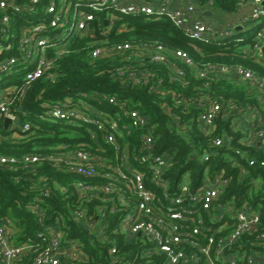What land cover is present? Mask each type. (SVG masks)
I'll list each match as a JSON object with an SVG mask.
<instances>
[{"label":"trees","instance_id":"obj_1","mask_svg":"<svg viewBox=\"0 0 264 264\" xmlns=\"http://www.w3.org/2000/svg\"><path fill=\"white\" fill-rule=\"evenodd\" d=\"M195 1L207 6L210 0ZM211 1L209 8L220 13H234L246 0ZM107 12L120 16L114 10L97 14L91 23V27L96 29L93 36H76L67 51L56 56L53 66L41 78L15 95L13 109L17 124L2 127L3 138L0 141V217L11 220V226L16 231L14 239L22 243L34 238L42 229V224L56 222L62 216L66 236L83 241V249L89 257L88 264H114L110 252L112 246H116V255L123 260H135L138 264H168L166 255L153 251L152 243L145 237L136 235L129 238L116 230L120 214H109L105 218L107 226L100 239L96 234H90L85 224L76 220L74 211L78 207H87L94 212L99 201H80L74 184L85 178L57 168L49 159L54 153L74 152L76 149L90 150L99 155L105 153L114 159V149L105 142L104 132L95 130L97 139H94L90 133L92 126L49 114L53 104L65 100L76 104V99L83 98V93L90 96L87 100L94 106L114 112L116 106L95 98L100 94L113 95L148 116L150 123L144 130H151L155 141L154 152L169 154L172 158L166 178L173 194H178L186 183L193 192L207 179L222 175L227 184L222 187L212 211L219 215V206L223 211L226 206L232 205L234 209L246 207L260 214L258 229L243 234L224 253L235 256L242 264H246L247 257L253 254L264 264V240L259 238L264 232V164L261 163L264 161V149L243 142L245 132L234 126L236 111L217 118L209 132L200 125V117L205 111L202 104L206 99H219L224 108L232 101L239 108L251 107L262 111L260 102L247 84L235 78L217 75L203 78L198 73L208 64L242 65L264 78V36L259 37L261 48L254 47L258 33L264 29V15L248 20L246 27L234 28L228 35L206 41L192 38L168 18H155L153 15L122 14L105 35L101 33V28L106 24ZM23 18L19 16L13 23L12 30L16 35H19ZM13 38L16 40L17 37ZM96 42L107 46L125 42L160 43L171 50L188 52L194 66L172 57L185 71L181 78H174L176 72L170 66L152 62L147 56L93 58L92 49ZM13 54L15 50L6 52L0 59ZM121 67L127 71L120 77L118 71ZM131 71L146 75L148 80L144 81V78L140 84H135L129 79ZM23 75L24 72L13 75L2 73L0 80L6 76L13 81L10 86L22 87ZM153 87H157L158 91ZM180 98L186 101L177 104ZM27 122L31 128L23 131L21 125ZM140 132L143 130L135 131L127 137L128 140L137 145ZM216 138H222L223 143L215 145ZM26 154H40L42 159L27 167L23 163L9 167L1 161L3 156L19 158ZM251 160L254 164H250ZM41 176L45 177V182L40 181ZM45 184L50 189L48 195L43 194ZM37 197H41L38 204L44 214L43 222L32 210ZM205 218L211 229L198 235L202 245H206L210 234L217 237L226 235L235 221L230 213L219 221L210 220L207 214ZM219 228L223 229L217 232ZM185 251L190 258L179 264H209L208 257L198 247L185 245ZM193 254L197 258H191ZM211 255L215 257L214 246Z\"/></svg>","mask_w":264,"mask_h":264},{"label":"built area","instance_id":"obj_2","mask_svg":"<svg viewBox=\"0 0 264 264\" xmlns=\"http://www.w3.org/2000/svg\"><path fill=\"white\" fill-rule=\"evenodd\" d=\"M245 4L251 7L250 14L244 17L245 22L264 15V0H246L241 6ZM211 5L210 0L205 8L206 12ZM106 10H114L120 16L123 14L165 17L194 39L208 41L211 34H216L215 26L205 19V10L198 12L194 0H0V56L15 50V54L0 59V75L24 72L22 87L11 85L6 91L0 92V141L3 138L4 118H12V125L17 122L13 109L15 95L21 94L41 78L53 66L56 56L67 51L71 42H67L63 35L68 37L74 34L75 38L93 36L96 29L91 27V23L97 14ZM107 13L104 23L107 20L108 24L101 28V33L105 35L120 18L112 12ZM19 16H24V22L20 26L19 35H16L12 26ZM230 32L225 29L219 34L228 35ZM262 36L263 31L258 33L254 45L256 49L261 48ZM13 37H17L16 40ZM113 55L126 59L147 56L152 62L170 66L176 72L174 78H181L185 71L172 57L194 66L188 52L181 49L171 50L160 43L125 42L107 46L96 42L92 49L93 58ZM126 71L125 67H121L118 75L124 76ZM198 73L203 78L226 76L247 84L257 96L262 108V111L251 107L239 108L232 101L224 108L221 100L206 99L202 104L205 111L200 117L202 129L209 132L220 113L227 115L236 111L237 114H250L256 136L264 143V78L242 65L229 67L208 64L200 68ZM129 76L135 84H140L144 78V81L148 80L146 75L138 74L137 71L129 72ZM152 89L158 91L157 87ZM82 96L83 98L76 99V104H72L70 100L53 104L49 114L92 126L90 133L94 139H97L95 130L104 132L105 142L114 149V159L105 153L99 155L80 149L50 155L49 159L57 168L75 172L85 178L77 180L74 184L80 201H99L94 212L87 207H78L74 211L76 220L85 224L90 234L99 237L107 226L105 218L109 214H120L116 230L129 238L136 235L145 237L152 243L153 251L166 255L168 264L189 260L185 245L198 247L208 257L209 264H242L235 256L225 255V249L236 243L243 234L256 231L261 222L260 214L249 211L246 207L233 208L234 212L223 210L219 215L212 211L217 205L222 187L227 184L222 175H217L212 180L207 179L196 191L192 192L189 185L185 184L178 194H173L166 178L172 158L169 154L154 152L155 141L151 130H144L150 123L148 116L113 95L100 94L95 98L99 102L106 101L116 106L117 110L114 112L99 109L91 104L87 100L90 97L87 93ZM184 101L185 98H180L176 102L182 104ZM21 128L27 131L31 125L27 122L21 125ZM140 129L143 132H140L137 138L138 144H132L127 137ZM222 143V138H216L214 141L215 145ZM102 151L106 152L103 149ZM41 159L40 154H26L19 158L1 157V161L9 167L18 163L27 167L40 162ZM261 163L264 164V161ZM250 164H254V160H251ZM45 180V177L41 176L40 181ZM46 185L42 187L44 195L50 192ZM40 199L41 197L36 198L32 210L39 215L40 222H43L44 214L38 204ZM227 213L235 219L230 231L218 237L216 234H210L206 245H202L198 235L211 229L205 214L210 220L219 221ZM65 227L63 217L60 216L56 222L42 224V229L34 238L18 243L14 239L16 231L11 226V220L8 217H0V264H88L89 257L83 249V241L67 237ZM259 238L264 240V232L260 233ZM213 246L214 258L211 255ZM110 252L114 264H138L135 260L120 259L116 255V246H112ZM191 258L197 257L193 254ZM246 264H261V260L251 254L247 257Z\"/></svg>","mask_w":264,"mask_h":264},{"label":"crops","instance_id":"obj_3","mask_svg":"<svg viewBox=\"0 0 264 264\" xmlns=\"http://www.w3.org/2000/svg\"><path fill=\"white\" fill-rule=\"evenodd\" d=\"M182 3H183V1H182ZM195 5L197 7V11L198 12H199V10H204L206 8V6H201L196 1H195ZM207 11L210 12V13L208 14V13H206V10L204 11L205 12V19L208 20L209 22L216 21L215 20L216 19V14H218L217 21L218 20L222 21L221 20L222 15L223 16H227L229 18V20H231V21H230V23L227 24V26H225V28L229 29L232 32L234 28L246 27V24L248 22L246 23L244 21V17L247 16L248 14H250L251 7H250L249 4L242 5L238 9V11H236L234 13H220V12H217L213 8H208ZM213 12H215V14H213ZM232 20H234V21H232ZM220 29L221 28H219V27H215L216 34L215 35L211 34V36L209 38L218 37L220 35L219 33H221ZM262 31L264 32V29ZM220 36H222V35H220ZM251 92H253V91H251ZM223 115L226 116V114L222 113L221 117ZM252 121H253L252 115L239 113V114H237V116L235 118L234 126L237 129H241L243 132H245V137L243 139V142L245 144H248V145L256 144V145H258V146H260V147H262L264 149V143H263L262 140H260L256 136V132H255V130L253 128ZM186 184H188V183H186ZM218 208L221 210L219 213H221L222 212V209H221L222 207L220 206ZM232 209H233V206L232 205H228L223 210H230L231 211Z\"/></svg>","mask_w":264,"mask_h":264},{"label":"rangeland","instance_id":"obj_4","mask_svg":"<svg viewBox=\"0 0 264 264\" xmlns=\"http://www.w3.org/2000/svg\"><path fill=\"white\" fill-rule=\"evenodd\" d=\"M205 10V9H204ZM203 10V11H204ZM200 12L202 11V10H199ZM213 14H215V12H213ZM217 16H218V14H216V21H211V23H212V25H214L215 27H219V28H221L220 30L221 31H224L226 28H225V26H227V24L228 23H230V21L231 20H229V18L227 17V16H223L222 15V17H221V20L222 21H217ZM219 19V18H218ZM224 19V20H223ZM232 21H234V20H232ZM247 22V21H246ZM221 24V25H220ZM223 28V29H222ZM63 37L65 38V40H67V42H72L74 39H75V35L74 34H71L70 36H66L65 34L63 35ZM13 81L10 79L9 80V78H7L6 76H3V77H1V80H0V92H4V91H6L7 90V88L8 87H10V84L12 83ZM16 124H17V122H15ZM234 212V209L233 210H231V212Z\"/></svg>","mask_w":264,"mask_h":264},{"label":"water","instance_id":"obj_5","mask_svg":"<svg viewBox=\"0 0 264 264\" xmlns=\"http://www.w3.org/2000/svg\"><path fill=\"white\" fill-rule=\"evenodd\" d=\"M206 13L209 14L210 12L207 11ZM105 23L108 24V21L106 20ZM219 118H221V113L218 115V119H219ZM10 123H12V118H10V117H5V118H4V126H5V128H7V127L9 126Z\"/></svg>","mask_w":264,"mask_h":264}]
</instances>
